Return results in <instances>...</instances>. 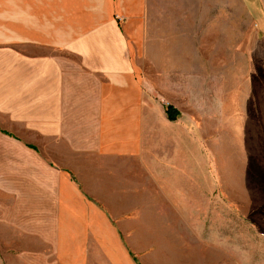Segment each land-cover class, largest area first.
<instances>
[{
    "label": "crops",
    "instance_id": "obj_1",
    "mask_svg": "<svg viewBox=\"0 0 264 264\" xmlns=\"http://www.w3.org/2000/svg\"><path fill=\"white\" fill-rule=\"evenodd\" d=\"M6 1L0 56L12 93L30 99L29 110L1 105L0 112L40 129L46 151L38 158L22 147L8 166L33 185V230L49 241L54 264H140L125 241L145 238L138 235L145 225L108 210L113 191H152L153 207L170 208L193 206L207 193L209 153L175 145L170 128L181 124L165 119L164 104L184 113L180 132L191 138L228 126L218 142L248 145L250 159L264 152V113L255 109L250 119L240 110L249 94L241 78L251 73L241 70L238 7L225 0Z\"/></svg>",
    "mask_w": 264,
    "mask_h": 264
},
{
    "label": "rangeland",
    "instance_id": "obj_2",
    "mask_svg": "<svg viewBox=\"0 0 264 264\" xmlns=\"http://www.w3.org/2000/svg\"><path fill=\"white\" fill-rule=\"evenodd\" d=\"M5 6H8L7 1ZM225 6L240 9L241 70L251 73L250 79L245 75L241 78L243 91L249 89V107L241 102L240 110L247 111L250 119L255 109L263 116L264 0H225ZM1 47L6 44L0 41V51ZM2 57L0 106L21 109L26 105L25 109L29 110L30 97L12 93L15 81L8 70V62ZM39 99L35 96L32 99V116L36 121L40 115ZM166 105H163L165 119L184 124L181 120L184 113L170 104L176 114L169 119ZM23 123L0 112V264H54L49 241L43 238L41 231L33 230V185L25 176L14 175L8 166V155L22 147L25 151L29 146V151L36 152L38 158L41 152H46L42 151L40 129L28 128ZM181 125L172 124L170 128L175 145L187 152L209 153L208 191L194 197L193 206L171 208L153 207L155 193L152 191H113L112 207L108 210L118 219L145 225V231L138 234L145 238L125 241L134 261L140 264H264L263 150L257 154L259 158L250 159L248 145L218 142L221 139L218 131L228 126L203 128V137L195 139L180 132ZM24 141L29 144L24 145ZM150 144L153 146L151 141ZM61 147L66 150V145ZM257 148L262 149L259 145ZM80 157L81 167L87 168L88 156ZM87 177L84 175L82 179L87 180ZM114 187H122V184L116 181ZM184 218L188 221L191 218L193 224L183 222Z\"/></svg>",
    "mask_w": 264,
    "mask_h": 264
},
{
    "label": "trees",
    "instance_id": "obj_3",
    "mask_svg": "<svg viewBox=\"0 0 264 264\" xmlns=\"http://www.w3.org/2000/svg\"><path fill=\"white\" fill-rule=\"evenodd\" d=\"M165 111H166V115L169 119H173L175 117L176 111L174 110V108H172V106L170 104H167L165 106Z\"/></svg>",
    "mask_w": 264,
    "mask_h": 264
}]
</instances>
